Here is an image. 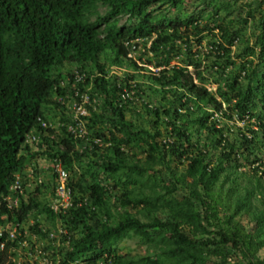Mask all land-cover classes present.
I'll use <instances>...</instances> for the list:
<instances>
[{"label":"trees","instance_id":"obj_1","mask_svg":"<svg viewBox=\"0 0 264 264\" xmlns=\"http://www.w3.org/2000/svg\"><path fill=\"white\" fill-rule=\"evenodd\" d=\"M236 2L0 0V264H264V0ZM74 72L82 138L55 101ZM30 131L48 134L34 154ZM37 157L68 174L63 214L52 169L23 171Z\"/></svg>","mask_w":264,"mask_h":264},{"label":"clouds","instance_id":"obj_2","mask_svg":"<svg viewBox=\"0 0 264 264\" xmlns=\"http://www.w3.org/2000/svg\"><path fill=\"white\" fill-rule=\"evenodd\" d=\"M126 45H127V47L129 48V54L128 55H136L138 52H140V48H141V46H139V48L137 49V47H138V45H139V40L138 39H134V40H130V41H128V42H126L125 43ZM131 46H133V49H131ZM148 47V42H147V44H146V48ZM127 55V56H128ZM150 70H151V68H149ZM114 70V69H113ZM122 69H120V70H118L117 71V73L118 74H120V73H122ZM151 71H154V70H151ZM81 79H82V77H81V75L80 74H78L77 72H74L73 74H72V80H71V84H70V87H69V89H70V91H71V93H72V96L69 98V99H67V100H63V98L62 97H56V99H55V101L60 105V106H63V114L67 117V118H71L72 119V123H70V124H67L66 126H65V129H66V131L68 132V133H71L72 135H74L73 136V138H82L83 136H84V134H85V132H84V125L82 124V122H81V118L82 117H86L87 116V107L88 106H90V100H89V98H88V96H87V94L86 93H79L78 91H77V89H76V87H75V84H77L78 82H81ZM69 83V82H68ZM86 97V102L85 103H83L82 101H83V98H85ZM77 106H80V108L82 109V111L84 112V115H78V114H76V112H75V108L77 107ZM59 111H58V115H57V118L59 117ZM40 123H44V126H41L42 128H46V127H49L50 126V123L48 124V123H45L44 121H40ZM77 123H80V128H81V131H82V133L81 134H79L78 133V130H74V131H72V128L75 126V124H77ZM56 125L55 126H52L51 125V129H53L54 131L56 130ZM34 133L35 132H32V131H30L26 136H25V139H24V143H23V145H25V146H27V148H28V150H29V153L30 154H34L35 152H39V151H42L44 148H45V144L43 143V141H42V138H44V139H46V138H48V134H45V133H41L40 135L39 134H36V135H34ZM41 136V137H40ZM30 137H33V138H35V141L34 142H29L28 141V138H30ZM40 137V138H39ZM49 139H53V135H49ZM36 161V164L38 163V161H42V160H40L39 159V157H37V159L35 160ZM53 161H55V162H58L59 164H60V166H61V168L63 169V166L61 165V163L59 162V161H57V160H55V159H52V162ZM43 162V164H41V165H39V166H36L35 164H34V162H31L30 161V164L29 165H27V167L26 168H24V172H25V170H27V169H31V170H33V168H34V166L36 167V170L39 172V175H37V176H39L40 178H41V182L43 181V177H44V175L48 178V176H51L50 175V173H49V171H48V168H50L49 167V165L52 163V162H45L44 160L42 161ZM65 172H66V170L65 169H63ZM66 174H67V172H66ZM53 175V178H54V174H52ZM67 177H68V174H67ZM66 181H67V179H66ZM55 183V182H54ZM22 184V183H21ZM21 184H20V186H21ZM34 185H37L36 183H34ZM34 185H31V182H29L26 186H24V190H26L27 189V187H34ZM21 190V189H20ZM11 196V197H17L18 198V200H17V203H16V205L15 206H13L12 204H10L7 200H6V197L7 196ZM4 199H5V201L7 202V204L9 205V206H12L13 208H15L17 205H18V201H19V197L20 196H22V197H24V194H23V190H21L20 191V194H13L10 190H9V194L7 195ZM51 196H52V193H51V195L49 196V194L48 193H46V199H47V201H49L50 200V198H51ZM48 203V202H47ZM12 228L11 229V231L14 229V231L12 232V235L14 236V234L17 232V230H18V228H15V227H13V226H6V228L7 229H9V228ZM1 247H2V245H1Z\"/></svg>","mask_w":264,"mask_h":264},{"label":"built area","instance_id":"obj_3","mask_svg":"<svg viewBox=\"0 0 264 264\" xmlns=\"http://www.w3.org/2000/svg\"><path fill=\"white\" fill-rule=\"evenodd\" d=\"M131 49H133V46H131ZM130 55H128L129 57ZM213 89V88H212ZM120 97L124 98L126 97L124 94L120 95ZM86 97L83 98V103H85ZM75 112L78 115H84V112L82 111V109L80 108V106H77L75 108ZM41 126H44V123H40ZM74 130H78V133L81 134V128H80V123L75 124V126L72 128V131ZM29 142H34L35 138L30 137L28 138ZM49 167L52 169L53 173H54V188H53V192H52V196L50 198V200L47 203V208L55 215H59V214H63L65 210H67L68 208H70L73 204V201L71 199V192L69 190V188L67 187V174L66 172L61 168L60 164L58 162L53 161ZM33 170L31 169H27L25 170V173H27L28 175L33 174L32 173ZM19 175H15L14 176V180L12 182V184L9 186V190L13 193V194H20V180H19ZM34 181L36 184L41 182V178L39 176H36L34 178ZM6 200L12 204L13 206L16 205L18 198L17 197H11L10 195L6 197ZM13 227L17 228L16 225H14ZM14 231V229L12 231L9 232V235L12 237V232ZM58 232L60 233V230H58ZM55 236V232H50L49 233V237H54ZM1 248V245H0Z\"/></svg>","mask_w":264,"mask_h":264},{"label":"rangeland","instance_id":"obj_4","mask_svg":"<svg viewBox=\"0 0 264 264\" xmlns=\"http://www.w3.org/2000/svg\"><path fill=\"white\" fill-rule=\"evenodd\" d=\"M247 2L252 3V5H255L258 2V0H237L236 3H237V5H241L242 3H247ZM183 5H184V9L186 11L190 10V6H189V4L186 1L183 3ZM242 6L244 8V5H242ZM124 22H125V17H121L119 19V21H118L119 24H122ZM249 27L250 26L247 27L248 30H249ZM238 126H240V125L238 124ZM41 164H43V162L42 161H38L36 166H39ZM242 170H244L247 174L249 173V170L247 168H244ZM46 179H47V177L44 175L43 180L45 181ZM241 221H242V224H245L247 219L245 217H243L241 219ZM46 226H47V224H46ZM245 226H246V229H250L251 228L250 224L245 225ZM118 247L121 249V252L128 253V254H130L133 257H136L137 255H139V256L143 255V253H144V251H143L144 247L138 241L137 238H131V239H128V240H124V241H122V242H120L118 244ZM258 256H259V258L264 259V248L260 249V251L258 252Z\"/></svg>","mask_w":264,"mask_h":264}]
</instances>
